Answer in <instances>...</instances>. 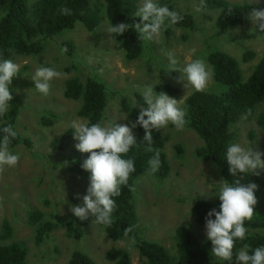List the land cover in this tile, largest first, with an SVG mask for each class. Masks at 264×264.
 Wrapping results in <instances>:
<instances>
[{
	"label": "rangeland",
	"instance_id": "1",
	"mask_svg": "<svg viewBox=\"0 0 264 264\" xmlns=\"http://www.w3.org/2000/svg\"><path fill=\"white\" fill-rule=\"evenodd\" d=\"M6 1L0 0V7ZM205 1L163 0L161 4L160 0H154L160 6H174L180 15H192L195 27L193 30L177 28L166 20L159 37L153 41L145 40L143 54L134 61L126 59L122 43L107 33L110 25L107 20L94 31H88L82 23H77L73 29L46 40L43 54L17 55L11 59L20 65V71L10 90L23 102L16 128L31 145L21 144L9 149L20 156V161L15 167L6 166L0 173V233L4 221H8L13 231L9 243L22 241L27 245V264H67L75 251L86 253L97 264H114L106 259L107 252L114 248L127 250L132 264H142L131 240L112 241L104 229L93 222V217L86 226L77 225L82 232L80 239L67 234V224L78 219L71 208L83 205L82 198L87 194L90 180L69 170L70 158L77 150L75 145L78 141L74 136L66 151L58 150L54 144L71 128L73 120L84 119L78 115L82 101L65 97L66 82L77 79L84 83L92 77L104 83L108 103L103 124L117 123L131 127L130 113L147 108L139 99L145 85L165 83L179 88L181 94L175 99H183V109L186 98L196 92L191 86L186 89L183 83L177 82L181 73H169V51L175 53L178 67H183L191 59L203 58L211 73L207 52L210 49L226 52L239 61L243 78L248 80L262 57L264 32L249 20L244 26L218 36L215 26L218 11L206 8ZM226 1L249 3L264 9V0ZM142 3L143 0L139 6ZM197 8L200 10L197 11ZM136 18L141 23L140 18ZM64 43L74 45L72 55L61 51ZM247 51L254 52L256 56L245 62L243 55ZM41 65L63 73L50 82L51 90L47 96L35 89L31 79ZM215 89L212 75L203 91L212 92ZM262 110L264 106H260L252 118H245L233 128V143L264 153V132L256 123V116ZM46 119H51L52 124ZM161 133L168 140L165 153L171 172L164 181L149 175L138 177L135 206L141 236L174 251L175 233L179 226L191 228L200 240L207 238L206 227L196 223L192 208L197 200H213L219 191L215 182L223 179L213 163L197 156V149L204 143L187 122L183 130L170 123L167 128L161 129ZM263 174L264 171H261L259 176ZM33 210L43 214V222L56 226L40 245L36 244V226H31L29 222V213ZM261 233L264 234V231Z\"/></svg>",
	"mask_w": 264,
	"mask_h": 264
},
{
	"label": "trees",
	"instance_id": "2",
	"mask_svg": "<svg viewBox=\"0 0 264 264\" xmlns=\"http://www.w3.org/2000/svg\"><path fill=\"white\" fill-rule=\"evenodd\" d=\"M141 1L8 0L0 7V60H11L17 55H41L44 53L46 40L73 29L77 23H82L88 31L96 30L104 20H107L110 25L139 23V19L134 15ZM160 2L163 4V0ZM204 6L218 11L215 22L218 36H223L231 29L247 24L252 8L262 9L258 5L233 4L226 0H206ZM63 7L71 9V15L61 14L60 10ZM169 9L175 11L174 6H169ZM181 16L183 19L172 25L193 30L195 27L193 16L190 14ZM115 37L122 43L128 61L141 57L145 50V40L138 39V33L134 27L122 36ZM63 47L67 49L68 54L74 53L72 43H64ZM255 56L254 52L247 51L243 55V60L248 62ZM207 60L212 68L216 89L212 92L196 91L190 94L184 103L187 125L204 143L197 149L196 154L204 161L213 163L218 168L221 178L230 184L240 178L242 183L258 185L256 192L258 203L255 206V214L252 220L245 221V227L248 229L246 238L243 241H235L230 261L213 255L211 253L212 244L208 238L200 240L187 226H179L176 229L174 251L159 242L143 238L138 229L139 221L135 206L136 180L138 177L149 175L164 181L171 172V165L165 153L167 137L163 136L161 130L153 129L154 142L151 147L160 151L161 163L158 170L155 172L151 170L148 162L154 156V152L145 150L148 147L147 142L143 140L145 130L137 125L133 129L137 144L123 157L133 159L136 170L128 184L121 187V194L113 198L116 207L112 214L111 225H98L104 229L112 241L131 240L138 250L142 264H238L237 255L245 244L249 245V254H252V250L256 247L264 246V234L261 233L264 231V174L254 178L250 173L233 177L226 160L227 146L233 143L235 137L233 128L245 118H252L257 109L264 106V51L252 75L246 81L243 78L239 61L228 53L210 49L207 52ZM155 91L165 92L172 98H179L181 94L179 88L165 83L158 84ZM65 97L82 101L78 115L89 123L103 121L108 103L107 88L104 83L92 77H88L84 83L77 79H70L66 82ZM139 99L143 102L141 96ZM22 107V100L17 95H13L9 110L3 117H0V130L11 125L18 134L16 138L11 139L9 149L21 144L28 147L31 145L29 140L22 138L16 128ZM248 109L252 110L250 116L247 115ZM139 114L140 111L130 113L132 124L138 120ZM46 122L52 124L53 121L46 119ZM256 123L264 132V110L256 116ZM3 135L0 131V140ZM73 136L72 128H70L54 144L58 150L66 151L71 146ZM89 156L88 153L74 151V156L70 158L69 170L90 180L91 173L82 168L83 162ZM217 196L213 200L200 199L194 203L192 215L198 225L206 227L208 213L213 209L220 210L221 201ZM212 218L215 219V217ZM90 220L91 216L85 221L78 218L75 222H69L67 224L68 236L80 239L82 232L77 229V225L86 226ZM29 222L31 226H36L37 245L42 244L56 227L52 223L43 222V214L36 210L29 213ZM129 227L133 230L125 236V230ZM12 234L9 222L4 221L0 233V264H27L29 249L22 241L9 243ZM106 259L114 264H132L129 252L120 248L109 250ZM67 264L97 263L86 253L75 251Z\"/></svg>",
	"mask_w": 264,
	"mask_h": 264
},
{
	"label": "clouds",
	"instance_id": "3",
	"mask_svg": "<svg viewBox=\"0 0 264 264\" xmlns=\"http://www.w3.org/2000/svg\"><path fill=\"white\" fill-rule=\"evenodd\" d=\"M200 9L197 8V11ZM61 14L71 15V9L61 8ZM231 13V9H229ZM134 17H139L141 23L129 25L119 23L109 25L107 33L112 36H122L134 27L139 40L153 41L159 37L166 20L171 24L180 22L183 17L167 6H160L154 0H143L141 6L135 12ZM249 20L264 32V9L252 8L248 15ZM255 29V28H254ZM114 40V39H112ZM66 52L67 49H62ZM194 51V50H193ZM169 73H181L178 83H183L187 89L189 86L196 91H203L212 78V73L203 58L191 59L183 67H178L175 53H167ZM20 65L10 59L0 60V117L9 110L13 95L10 86L18 77ZM63 75L55 68L41 65L35 70L32 80L35 89L44 96L50 94L51 81ZM153 85H145L141 91L143 102L147 108H141L138 120L129 127L128 125L112 124L104 125L103 122L89 123L87 120L77 118L72 121L71 128L74 139L78 141L76 149L81 153L90 154L82 168L90 172V186L87 194L83 196L82 206H73L71 211L81 221L93 217V222L101 225H111L112 214L116 204L114 197L121 194V187L128 184L130 177L135 172V161L125 159L131 148L137 144V138L133 129L137 125L145 130L143 140L147 142V152H154L149 160V166L153 172L160 166V151L151 147L153 144V129L159 131L171 123L178 130H183L186 125V112L181 107L183 99L177 100L165 92L157 93ZM252 110L248 109L247 115ZM3 138L0 140V173L5 167H15L20 161V156L9 151L12 138L17 137V132L11 125L0 130ZM264 153L245 148L239 143L227 146L226 160L229 171L233 177L238 174L250 173L259 176L264 171ZM219 186L218 198L221 201L220 210H211L206 218V236L212 244L211 253L224 260H232L233 249L236 240L243 241L248 229L245 221L252 220L255 214V206L258 203L256 192L258 185L245 184L237 178L230 184L227 180L215 182ZM212 217H215L213 219ZM133 229L125 230L127 236ZM240 264H264V246L256 247L249 254V245L245 244L237 255Z\"/></svg>",
	"mask_w": 264,
	"mask_h": 264
}]
</instances>
